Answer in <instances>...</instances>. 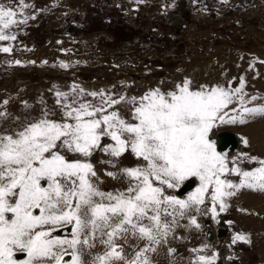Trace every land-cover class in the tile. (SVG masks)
Here are the masks:
<instances>
[{
	"label": "snow or ice",
	"instance_id": "1",
	"mask_svg": "<svg viewBox=\"0 0 264 264\" xmlns=\"http://www.w3.org/2000/svg\"><path fill=\"white\" fill-rule=\"evenodd\" d=\"M31 7L25 0L0 4V41L16 39L7 30L26 23L24 10ZM18 15L24 18L18 20ZM11 51V47L0 48V52ZM83 93L80 89L78 95ZM56 95L58 103L63 101L61 120L49 119L50 113L44 111L20 130L0 132V264H155L149 253L167 242L176 227H186L179 225V219L187 216L191 225L201 227L188 214H203L200 205L206 196L210 195L215 218L217 204L225 211L226 199L239 189L264 192V160L250 157L260 165L253 171L229 168L236 158L230 161L218 152L210 137L218 126L244 125L264 117V104L248 106L258 97L245 99L249 94L244 92L243 78L239 87L227 89L193 87L185 79L173 90L157 87L130 98L113 99L103 90L88 92L93 98L100 96L97 104L82 102L76 95L69 99V93ZM237 103L239 107L229 108ZM116 105L127 108V118ZM109 108L113 110L108 112ZM3 119L7 113L0 112ZM104 138L114 143L102 146ZM243 142L248 144L246 138ZM97 150L117 160L130 151L142 161L119 173H106L114 179L123 175L126 188L100 190L94 166L84 159ZM108 163L116 166L111 160ZM229 176L240 177L239 183ZM193 177L199 187L187 199L168 191ZM65 225L72 226L71 238L53 236ZM236 241L248 239L237 234ZM98 246L103 252L93 251ZM175 251L169 249L170 254ZM191 251L205 253V248ZM17 252L26 259H16ZM66 255L71 257L68 262ZM216 260L215 253L198 254L189 264H216Z\"/></svg>",
	"mask_w": 264,
	"mask_h": 264
},
{
	"label": "rangeland",
	"instance_id": "2",
	"mask_svg": "<svg viewBox=\"0 0 264 264\" xmlns=\"http://www.w3.org/2000/svg\"><path fill=\"white\" fill-rule=\"evenodd\" d=\"M192 1L207 3V6L191 12L192 16L185 17L187 26L181 27L166 24L163 10L158 13L159 7L149 0L100 2L108 6L106 10L99 9L97 0L89 4L82 0H25L32 5L24 10L27 22L7 30L16 36L14 41H0V48L12 49L10 53L0 52V112L7 113V119L0 120V132L20 130L22 125L41 118L44 111L50 113L49 119L61 120L63 101L58 103V91L69 93V99L76 95L82 102L97 104L100 96L93 98L88 92L103 90L105 96L113 99L121 95L130 98L140 97L157 87L163 91L173 90L185 79H190L193 87L206 85L227 89L239 87L243 78L244 92L249 94L245 99L252 95L258 97L248 106L264 104V0H256L249 10L241 11L230 8L242 0H228L227 4L223 0ZM11 2L16 5L17 0ZM8 3L9 0H0V4ZM120 4H125L128 11L119 10ZM92 5L101 10L96 23L88 20L92 16ZM133 10L138 14L131 19ZM157 14L161 16L155 18ZM16 18L24 17L18 15ZM137 36L140 39L135 42ZM258 79L262 80L258 84L261 88L255 83ZM74 86H78L75 92ZM80 89L84 90L83 95H78ZM116 107L128 117L126 107ZM232 107L239 105L229 106ZM112 110L109 108L108 112ZM263 123L264 117H258L244 125H221L213 129L211 138L223 131L237 134L238 149L227 153L230 161L236 158L235 165L230 162L229 168L237 166L253 171L260 166L257 160H264V125L256 134L255 144L247 131L259 129ZM245 138L247 145L243 142ZM108 143L114 142L108 138L101 141L102 146ZM72 158L70 154L69 159ZM84 159L94 166L99 181L95 177L92 179L104 192L127 187L123 175L114 179L106 173H119L122 168L142 163L130 151L118 160L100 150ZM110 160L115 167L108 163ZM227 178L233 183L240 181L237 176ZM194 179L196 187L186 195H176L180 188L168 191L179 199H187L199 187V180ZM226 202L228 207L223 212L217 204L218 215L213 218L211 198L206 196L204 205H200L203 214H188L195 216L201 226L199 229L190 224L187 216L179 219V225L186 227H176L167 242H162L155 253H149L155 264H189L198 254L212 253L217 256L216 264H264V192L241 188ZM221 222L225 225L218 226ZM225 226L229 235L219 237L222 239L210 241L205 236L209 228ZM65 227L71 230L72 226L59 229ZM70 230L66 234L55 231L53 236L71 238ZM237 234L246 236L248 242L234 243ZM140 243L142 246L144 242ZM170 248L176 251L170 254ZM200 248H205V253L191 251ZM103 250L98 246L93 251ZM126 251L131 253L132 248L126 247Z\"/></svg>",
	"mask_w": 264,
	"mask_h": 264
},
{
	"label": "flooded vegetation",
	"instance_id": "3",
	"mask_svg": "<svg viewBox=\"0 0 264 264\" xmlns=\"http://www.w3.org/2000/svg\"><path fill=\"white\" fill-rule=\"evenodd\" d=\"M82 1L84 3L87 2V4H89L93 0H82ZM103 1H105V0H97L98 3H100V2L102 3ZM255 1L256 0H242L240 2L237 1L238 3L232 4V7L230 8V10H232V11L249 10L251 7L254 6ZM149 2H152V3L155 2L156 3L155 5H157L159 7V8L157 7L158 9H156L158 11V13L163 10L162 12H163V14H165L166 24L179 25L181 27L187 26V22L185 21V17L192 16L191 12H193V13L197 12L202 7L207 6V3L205 5H202L203 4L202 2H196V1H192V0H191V2L188 0H149ZM101 3L99 5L100 6L99 9L103 8L106 10L108 8V6L102 5ZM91 9H92V16L88 17V20L91 23H96L98 21V18L101 17V13H100L101 10L99 11V9H96L94 5H92ZM118 9L122 10L125 13L126 11H128L129 8H127L125 4H122V5L120 4L118 6ZM165 10H167V11L164 13ZM137 14H138V12L136 10L131 11L130 18L131 19L137 18ZM159 15L160 14H157L154 16L156 18ZM198 19H200V17H198ZM162 20H164V18ZM68 29L69 30L73 29V27H69ZM139 39H140V37L137 36L134 40L136 42ZM259 80L260 79H258V82H259ZM259 83H262V80ZM236 136H237V134H236ZM196 183H197V181H196ZM209 224H210V222H209ZM223 225H225V222H223ZM218 226H219V224H218ZM224 228H218V229H215L213 227L209 228V230L207 232H210V234H211L210 237L213 236V238L210 239L209 236L207 235V232H206L205 236H207L210 239V241H218V240L222 239V238L218 237L219 230L224 229ZM226 235H229V231H228L227 227H226ZM224 240H226V239H224ZM20 255H22V256H20ZM18 256H20V257H18ZM15 258L22 260V259L26 258V255L24 253H19L18 255L16 254ZM66 258H67V260H66ZM70 259H71L70 255H66L64 258V260L66 262L70 261Z\"/></svg>",
	"mask_w": 264,
	"mask_h": 264
},
{
	"label": "water",
	"instance_id": "4",
	"mask_svg": "<svg viewBox=\"0 0 264 264\" xmlns=\"http://www.w3.org/2000/svg\"><path fill=\"white\" fill-rule=\"evenodd\" d=\"M211 139L216 143L218 151L225 153V154L230 152V151H233L236 148V146L238 145L237 137L233 133H230L227 131L218 132ZM194 182L195 181L192 178L187 180L183 184V186L180 187L178 192L181 194H182V192L185 193L186 190L188 191V189H190L194 186ZM221 224H222V222H221ZM66 231H68V228L59 229L56 232L57 233H65ZM222 231L223 230L221 229V232ZM219 232H220V230H219ZM207 235L209 236L210 239L213 238V236L210 237V235H211L210 232H207Z\"/></svg>",
	"mask_w": 264,
	"mask_h": 264
},
{
	"label": "bare ground",
	"instance_id": "5",
	"mask_svg": "<svg viewBox=\"0 0 264 264\" xmlns=\"http://www.w3.org/2000/svg\"><path fill=\"white\" fill-rule=\"evenodd\" d=\"M227 132H230V131H227ZM248 134H249V136H250V139H251V141L252 142H254V144L256 143V130H252V129H249L248 131ZM230 133H233V132H230ZM235 136H236V134L235 133H233ZM237 137V136H236ZM237 140H238V138H237ZM216 144V143H215ZM238 146H239V141H238V145L236 146V148L233 150V151H230V152H228V153H232V152H234V151H236L237 149H238ZM255 146V145H254ZM227 154V153H226ZM189 179H191V178H189ZM188 179V180H189ZM195 182H194V186L192 187V188H190V189H188V191L186 192V193H184V192H182V193H184V194H179L178 193V191H176L175 193H176V195H180V196H183V195H186L188 192H190L191 190H193L194 188H195V186H196V180L194 179V178H192ZM186 182V181H185ZM184 182V183H185ZM219 225H223V222H222V224L220 223ZM223 231L221 232V229H220V232H219V234H218V237H224L225 235H226V227L224 228V229H222ZM68 231H69V228H68ZM68 231H66V232H68ZM65 232V233H66ZM65 233H63V234H65ZM18 255V254H17ZM23 255V254H22ZM22 255H20V256H22ZM20 256H18V257H20Z\"/></svg>",
	"mask_w": 264,
	"mask_h": 264
},
{
	"label": "crops",
	"instance_id": "6",
	"mask_svg": "<svg viewBox=\"0 0 264 264\" xmlns=\"http://www.w3.org/2000/svg\"><path fill=\"white\" fill-rule=\"evenodd\" d=\"M256 83V85L258 86V84H260L259 82H258V80L255 82ZM258 87H260V86H258ZM261 88V87H260ZM260 125V124H259ZM262 125H264V123L263 124H261L260 126H259V129H255L256 130V134H257V132H259L260 133V130H261V126ZM236 134V133H235ZM247 134V133H246ZM249 135V134H248ZM257 136V135H256ZM250 137V136H249ZM257 141V140H256ZM252 142V141H251ZM264 153V152H263ZM65 228H69V227H65ZM65 228H63V229H65ZM69 230H70V228H69ZM66 234V233H65Z\"/></svg>",
	"mask_w": 264,
	"mask_h": 264
}]
</instances>
